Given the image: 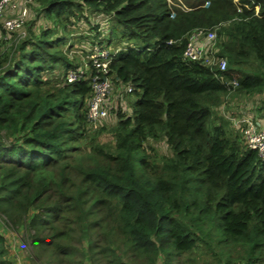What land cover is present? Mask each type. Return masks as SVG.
Returning <instances> with one entry per match:
<instances>
[{
    "label": "trees",
    "instance_id": "1",
    "mask_svg": "<svg viewBox=\"0 0 264 264\" xmlns=\"http://www.w3.org/2000/svg\"><path fill=\"white\" fill-rule=\"evenodd\" d=\"M33 5L46 22L0 52V217L30 263L230 264L239 248L264 262V161L212 118L227 81L264 94V0H32L26 20ZM84 11L113 20L109 76L134 93L95 133L90 84L67 82L60 44ZM218 22L225 69L183 60L188 32ZM4 243L0 264H16Z\"/></svg>",
    "mask_w": 264,
    "mask_h": 264
},
{
    "label": "built area",
    "instance_id": "2",
    "mask_svg": "<svg viewBox=\"0 0 264 264\" xmlns=\"http://www.w3.org/2000/svg\"><path fill=\"white\" fill-rule=\"evenodd\" d=\"M32 0H0V22L1 28L7 33L19 31L21 35L23 24L28 14V2ZM195 32V33H194ZM189 33H194L188 37ZM217 36L216 27L192 29L187 34V42L182 53L183 60L199 61L205 65H217L220 70H224L227 65L225 57L220 56L219 60H214L212 54L218 51V47L211 46L209 49V59L203 57L204 48L198 45L203 42H212ZM0 31V39H1ZM172 42V41H169ZM216 43V42H215ZM115 48L109 52L107 48L97 42L89 43L86 48L80 47V50L69 52L77 66L68 69L66 72L67 82L86 80L90 84V95L87 103V131L94 132L98 130L108 118L109 97L114 93V85L109 76V63L112 55L117 52ZM76 54H79L80 60H76ZM219 56V55H218ZM232 87H235L237 80L227 81ZM125 90L132 92V86L126 85ZM233 123L240 127L241 138L246 148L256 151L258 158L264 161V125L257 123L252 116L242 114L240 118H231Z\"/></svg>",
    "mask_w": 264,
    "mask_h": 264
},
{
    "label": "rangeland",
    "instance_id": "3",
    "mask_svg": "<svg viewBox=\"0 0 264 264\" xmlns=\"http://www.w3.org/2000/svg\"><path fill=\"white\" fill-rule=\"evenodd\" d=\"M169 3H176V2H187L189 0H168ZM197 1V0H195ZM237 2V0H234ZM207 5V4H204ZM38 7L36 5L30 6L31 15L28 16L27 20L25 21V30L26 35H28V24L31 22V20L35 17L36 22L45 23L46 18L37 16L39 15L37 13ZM88 14V18L82 21H79L74 26H69L70 33L67 31L63 35L66 37L64 39L65 41L61 42L63 49H66L67 46L70 48L71 52H74L75 50H80V45L86 40L90 42H97L100 45H103V47L107 48L109 52H112L115 48H118L122 45V41L119 40L115 35L113 37L111 36V39H107L109 35V28L113 24V20L110 19V16H107L106 19L102 18L100 20H92V16L94 15L90 11H84ZM30 18V19H29ZM76 23V22H75ZM222 22H218L213 26L210 27H203L202 28H214L216 27L217 36L215 37L214 41L212 42H203L202 44L200 42H197L198 45H201L205 53L203 52V57H206V59H209L211 55H209V49L211 46L218 47V42H220L218 30L220 26L222 25ZM209 26V25H208ZM201 27V26H198ZM197 28V27H195ZM1 39H0V52H2L3 47H11V45L14 43V41H18L23 38V35L19 31H13L7 33L4 29L1 28ZM194 30V29H193ZM195 33V32H194ZM194 33H189L188 37L193 35ZM191 34V35H190ZM4 40H7V42H3ZM123 40V39H121ZM69 41H73L74 45L70 46ZM216 42V43H215ZM5 45V46H4ZM79 54H76V60L79 61L80 57ZM220 56L216 54H212V58L214 60H219ZM121 85L119 87L115 86L114 93L109 97V113H110V120L112 115L115 113L116 109H120L123 112L130 113L131 107L133 106V100H134V93L133 92H127L125 90V87L121 89ZM235 88L232 87L226 94L221 96V101L218 103L216 107L212 110V118L214 121L219 122L221 119L226 121V126L231 129V131L234 133V131H237L240 136L242 134L240 133V127L236 126L231 118H240L242 114H249L252 115L254 120H258L262 116H264V94H249V95H242L238 94L235 90ZM117 98V102H114V99ZM113 106V108H111ZM97 132V130H96ZM95 133V132H94ZM99 138L101 141H106L108 139L107 137V130L102 131L99 134ZM161 149L164 150L165 147L161 146ZM0 233L3 234L5 238V246L8 249L9 257L16 263V264H31L28 256V245L23 241V230H13L9 227H7L4 224L3 219L0 217ZM242 254V250L239 248V250H233L232 257L234 258L235 262L230 264H244L241 263L244 260L240 259V256ZM206 259L209 261L208 264H216L213 261V256L211 254H208L205 256ZM237 258V259H236ZM185 261L183 258L182 260H173V264H179V262ZM162 264V263H161ZM184 264H187L184 262ZM255 264H264V262H258Z\"/></svg>",
    "mask_w": 264,
    "mask_h": 264
},
{
    "label": "crops",
    "instance_id": "4",
    "mask_svg": "<svg viewBox=\"0 0 264 264\" xmlns=\"http://www.w3.org/2000/svg\"><path fill=\"white\" fill-rule=\"evenodd\" d=\"M114 102H117V98L114 99ZM113 107V106H112ZM249 115V114H247ZM250 116V115H249ZM252 116V115H251ZM257 123H259L260 125H264V116H262L261 118H259L258 120H255Z\"/></svg>",
    "mask_w": 264,
    "mask_h": 264
}]
</instances>
